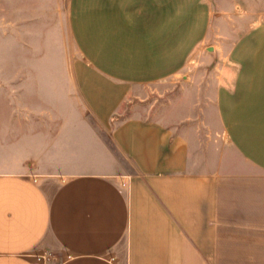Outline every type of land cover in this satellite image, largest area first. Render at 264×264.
Here are the masks:
<instances>
[{"label": "crops", "instance_id": "1", "mask_svg": "<svg viewBox=\"0 0 264 264\" xmlns=\"http://www.w3.org/2000/svg\"><path fill=\"white\" fill-rule=\"evenodd\" d=\"M67 18L83 115L2 123L0 264H264V0H69ZM203 48V105L126 104Z\"/></svg>", "mask_w": 264, "mask_h": 264}, {"label": "rangeland", "instance_id": "2", "mask_svg": "<svg viewBox=\"0 0 264 264\" xmlns=\"http://www.w3.org/2000/svg\"><path fill=\"white\" fill-rule=\"evenodd\" d=\"M68 4L69 0H0V128L5 121L13 125L19 119L25 124L58 118L61 123L65 117H82L83 107L68 75L78 54L68 26ZM201 52L190 56L182 74L138 88L126 104L153 103L159 108L201 100L203 105L209 98L202 80L211 57L207 48Z\"/></svg>", "mask_w": 264, "mask_h": 264}, {"label": "clouds", "instance_id": "3", "mask_svg": "<svg viewBox=\"0 0 264 264\" xmlns=\"http://www.w3.org/2000/svg\"><path fill=\"white\" fill-rule=\"evenodd\" d=\"M258 25H254L253 27H257ZM230 93L232 94V95H234L235 94V87H232L230 90Z\"/></svg>", "mask_w": 264, "mask_h": 264}]
</instances>
